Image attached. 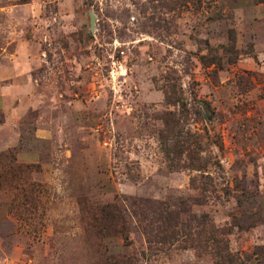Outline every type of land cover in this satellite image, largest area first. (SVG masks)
<instances>
[{
  "label": "rangeland",
  "instance_id": "374dc122",
  "mask_svg": "<svg viewBox=\"0 0 264 264\" xmlns=\"http://www.w3.org/2000/svg\"><path fill=\"white\" fill-rule=\"evenodd\" d=\"M204 226L264 258V2L0 0V264H216Z\"/></svg>",
  "mask_w": 264,
  "mask_h": 264
},
{
  "label": "trees",
  "instance_id": "16d2710c",
  "mask_svg": "<svg viewBox=\"0 0 264 264\" xmlns=\"http://www.w3.org/2000/svg\"><path fill=\"white\" fill-rule=\"evenodd\" d=\"M262 2H264V0H262ZM134 205L136 208L131 211V214L140 218L142 222H147L144 232L151 246L152 244L172 245L183 241L186 236H189L187 233L184 234L182 229V226H184L181 218L183 215V208L179 206L170 208L164 202L144 200L138 203L134 202ZM113 208L112 221L115 222V224L118 223L121 218H126V215L119 207ZM99 211L103 218H107L110 213L108 208H102ZM200 229H196V233L198 237L203 235L206 238V242L203 241L205 244H207V241L212 243V251L215 254L214 256L218 259L216 264H246L239 254L230 252L227 240L229 233H227V230H217L214 226H209L208 229L204 226ZM108 230H114L117 233L123 232L121 231L122 229ZM109 260L110 259H107L106 264H113ZM259 264H264V258Z\"/></svg>",
  "mask_w": 264,
  "mask_h": 264
}]
</instances>
